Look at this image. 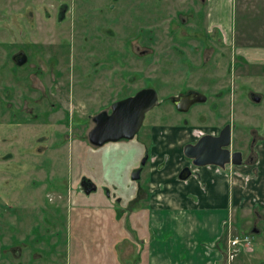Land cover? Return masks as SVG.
<instances>
[{"label":"rangeland","instance_id":"374dc122","mask_svg":"<svg viewBox=\"0 0 264 264\" xmlns=\"http://www.w3.org/2000/svg\"><path fill=\"white\" fill-rule=\"evenodd\" d=\"M256 11L235 7V43L264 45V11ZM223 37L207 31L203 0H0V264L194 263L183 255L192 238L183 248L181 231L169 230L179 207L161 198L186 182L169 186L150 170L186 165L184 145L229 125L228 148L241 163L216 173L233 177L243 195L255 186L264 64L246 62ZM19 52L20 67L11 61ZM143 88L156 92L158 105L136 135L91 147L90 118ZM189 91L205 103L175 111L171 99ZM258 202H249L252 212L245 202L232 210L213 243L199 242L202 261L264 264ZM184 223L196 222L190 215ZM235 237L248 245L228 247Z\"/></svg>","mask_w":264,"mask_h":264},{"label":"crops","instance_id":"0c3cea01","mask_svg":"<svg viewBox=\"0 0 264 264\" xmlns=\"http://www.w3.org/2000/svg\"><path fill=\"white\" fill-rule=\"evenodd\" d=\"M203 1L207 31L212 30L216 32L218 30L219 33H223L224 43L226 45L229 44L234 49V53L240 58H243L246 62L251 64H264V45H254L249 42L237 44L235 43V38H232L230 30V21H232V16H235V7L238 8L241 14H244L247 10L254 11L255 13L258 8L264 11V0ZM240 37V39L238 38L239 40H246L244 35ZM259 151L260 163L258 165L256 183L255 186L252 183L250 184L253 186H250V184L247 185V195L246 190L243 195L239 189L238 183L232 181V179H234L233 177L229 178L228 174H226L223 169L216 173L218 168H213L212 166L191 169L190 177L184 180L186 183L184 182V185H181V183L176 185V187L178 186L177 192H161L164 193L161 197L163 200L167 198L166 200L174 201V204L179 207L177 209L179 211L177 212L180 214L176 217L178 223L173 224L172 222V228L169 227V230L174 232V236L176 235L175 231H181L180 235L182 239L180 242L183 248L187 247L184 244L187 242L188 238L190 242V238L195 242L192 251H183L185 257L195 260L193 264H214L212 262L202 261L199 242L204 241L210 244L213 243L216 238H219L225 223L229 219V214H231L232 210L233 213L235 212L238 214L242 209L241 205H243V202L248 204V210L252 212L255 210L254 208L256 206L255 204L251 205L249 202L252 198L253 201H259L260 203L258 202L256 210L261 212L259 214L262 217L261 219L264 218V146H262ZM155 165H153L155 170L152 168L155 172L150 170V179H168L166 182L170 186L172 184L171 179H177L178 172L185 166V163L177 170L172 168L170 164H165L159 171V167L161 168L162 165L156 167ZM228 166L230 165L224 166L225 170L228 169L230 172L234 171V169H231L232 167ZM157 170L158 172H156ZM157 173L160 175H157ZM162 187L165 189L164 184ZM249 193H255L256 196L253 197ZM190 215H192L196 223L192 227H185L186 223L183 224V222H186L187 217ZM168 221H170L169 218ZM189 231L192 232L191 236L188 234ZM213 238L214 240L212 241ZM214 253L215 260H217V253L213 252V254ZM176 254L177 253L174 252V256H176ZM162 258H164V255Z\"/></svg>","mask_w":264,"mask_h":264},{"label":"water","instance_id":"95a60500","mask_svg":"<svg viewBox=\"0 0 264 264\" xmlns=\"http://www.w3.org/2000/svg\"><path fill=\"white\" fill-rule=\"evenodd\" d=\"M26 60L24 54L19 53L13 57L17 66ZM206 101L204 95L198 92H189L172 100L175 110L185 113L190 106L202 104ZM254 102L259 98L253 97ZM158 105L157 94L151 88H143L133 95L117 100L110 105L109 112L101 111L95 114L91 121L93 127L86 135L87 142L91 147L100 148L108 143L131 140L138 132L144 115ZM230 127L225 125L216 136L203 135L193 144H186L182 148V155L195 167L215 166L222 168L230 164L238 166L241 163L239 152L230 153ZM147 160L145 154L140 160L139 167L130 174L131 181H137L142 167ZM190 175L187 167L182 168L177 178L179 181L186 180Z\"/></svg>","mask_w":264,"mask_h":264},{"label":"flooded vegetation","instance_id":"af4514ba","mask_svg":"<svg viewBox=\"0 0 264 264\" xmlns=\"http://www.w3.org/2000/svg\"><path fill=\"white\" fill-rule=\"evenodd\" d=\"M19 53H21V52H19ZM19 53H17V54H19ZM17 54H15V55H17ZM22 54H23V53H22ZM15 55H13V56L11 57V61H12V63H13L15 66H17L16 63L13 61V57H14ZM25 57H26V56H25ZM25 62H26V60H25ZM25 62H24L22 65H24ZM22 65H20V66H22ZM20 66H18V67H20ZM189 92H195V91H189ZM189 92H187V93H189ZM187 93H186V94H187ZM186 94H184V95H186ZM132 95H133V94H132ZM184 95H181V96H184ZM127 97H128V96H127ZM178 97H179V96H178ZM178 97H177V98H178ZM253 97H254V96L251 97L252 101H253ZM122 99H123V98H122ZM172 100H173V99H171V104H172ZM204 103H205V102H204ZM204 103H202V104H204ZM194 105H199V104H194ZM172 106H173V104H172ZM192 106H193V105H192ZM192 106H190L189 109H190ZM173 108H174V110H175V107H174V106H173ZM189 109H188V110H189ZM109 110H110V106H109ZM109 110H108V111H105V110H104V111L108 113ZM188 110H187V111H188ZM175 111H176V110H175ZM187 111H186V112H187ZM100 112H101V111H100ZM186 112H185V113H186ZM98 113H99V112H98ZM179 113H180V112H179ZM92 117H93V116H92ZM92 117H91V118H92ZM91 118H90V121H91ZM91 123H92V121H91ZM92 125H93V123H92ZM92 127H93V126H92ZM140 127H141V126H140ZM88 132H89V131H88ZM88 132H87V133H88ZM218 132H219V131H218ZM218 132H217L216 134L212 135V136H216V135L218 134ZM86 135H87V134H86ZM203 135H210V134H198L197 137L195 138L194 142H192V143H190V144L195 143V141H196L198 138H200L201 136H203ZM182 148H183V147H182ZM228 150H229V148H228ZM229 152H230V153H234V152H232V151H230V150H229ZM145 154L147 155V160H146V162H147L148 159H149V155H148L147 153H144V155H145ZM144 155H143V156H144ZM182 156H183V155H182ZM183 158H184V157H183ZM184 159H185V161H187V164L191 166V168L189 169L190 173H191V169L198 168V167L193 166V165L191 164V161H190V160H187L186 158H184ZM187 164H186V165H187ZM186 165L183 166L182 168L186 167ZM227 165H228V164H227ZM204 167H205V166H204ZM142 168H143V167H142ZM182 168H181V169H182ZM218 168H219V167H218ZM136 169H137V168H136ZM181 169H180V170H181ZM180 170H179V171H180ZM141 171H142V169H141ZM140 173H141V172H140ZM178 173H179V172H178ZM189 177H190V175H189ZM189 177H188V178H189ZM177 179H178V178H177ZM254 232H255V231H254ZM246 239H247V237H246ZM246 241H247V240H246ZM247 245H248V244H247Z\"/></svg>","mask_w":264,"mask_h":264},{"label":"built area","instance_id":"2783aa9c","mask_svg":"<svg viewBox=\"0 0 264 264\" xmlns=\"http://www.w3.org/2000/svg\"><path fill=\"white\" fill-rule=\"evenodd\" d=\"M247 239H246V237H244V238H242L241 240H238V238L237 237H235V238H233V239H231V240H228V247H235V246H238V244L240 243V242H242V244H243V246H244V248L247 246V241H246Z\"/></svg>","mask_w":264,"mask_h":264}]
</instances>
